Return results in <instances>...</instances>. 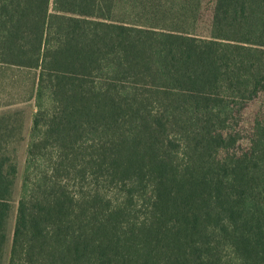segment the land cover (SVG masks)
I'll return each mask as SVG.
<instances>
[{
    "label": "trees",
    "instance_id": "trees-1",
    "mask_svg": "<svg viewBox=\"0 0 264 264\" xmlns=\"http://www.w3.org/2000/svg\"><path fill=\"white\" fill-rule=\"evenodd\" d=\"M212 2L0 0V69L36 73L7 264H264V119L234 129L264 0ZM19 128L0 115V264Z\"/></svg>",
    "mask_w": 264,
    "mask_h": 264
},
{
    "label": "rangeland",
    "instance_id": "rangeland-1",
    "mask_svg": "<svg viewBox=\"0 0 264 264\" xmlns=\"http://www.w3.org/2000/svg\"><path fill=\"white\" fill-rule=\"evenodd\" d=\"M213 0H205V19L209 18V10L213 5ZM3 71V72H2ZM0 69V115L12 116V122L20 126L18 129L19 140L14 142L11 149L18 165V174L13 189L12 200L10 201V212L6 231V244L4 249L3 264L8 263L15 216L17 212L18 200L23 185V171L27 156V145L31 130L32 117L35 113V100L30 97L34 94V81L36 73L28 70ZM2 81V82H1ZM18 113V114H16ZM264 119V94H259L254 100L249 102L241 113L237 116L236 128L242 140L239 147H248L251 136L253 122L257 119Z\"/></svg>",
    "mask_w": 264,
    "mask_h": 264
}]
</instances>
